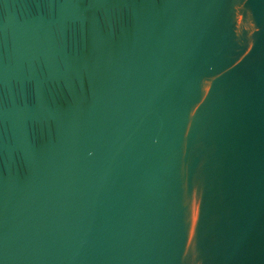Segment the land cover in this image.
<instances>
[{
  "label": "water",
  "instance_id": "1",
  "mask_svg": "<svg viewBox=\"0 0 264 264\" xmlns=\"http://www.w3.org/2000/svg\"><path fill=\"white\" fill-rule=\"evenodd\" d=\"M0 264H264V0H0Z\"/></svg>",
  "mask_w": 264,
  "mask_h": 264
}]
</instances>
